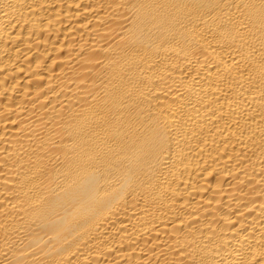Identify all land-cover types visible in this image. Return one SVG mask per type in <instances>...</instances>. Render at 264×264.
<instances>
[{
	"label": "bare ground",
	"instance_id": "obj_1",
	"mask_svg": "<svg viewBox=\"0 0 264 264\" xmlns=\"http://www.w3.org/2000/svg\"><path fill=\"white\" fill-rule=\"evenodd\" d=\"M0 264H264V0H0Z\"/></svg>",
	"mask_w": 264,
	"mask_h": 264
}]
</instances>
